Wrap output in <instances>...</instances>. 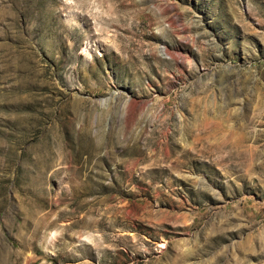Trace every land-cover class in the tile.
<instances>
[{
    "label": "rangeland",
    "instance_id": "obj_1",
    "mask_svg": "<svg viewBox=\"0 0 264 264\" xmlns=\"http://www.w3.org/2000/svg\"><path fill=\"white\" fill-rule=\"evenodd\" d=\"M0 264H264V0H0Z\"/></svg>",
    "mask_w": 264,
    "mask_h": 264
}]
</instances>
